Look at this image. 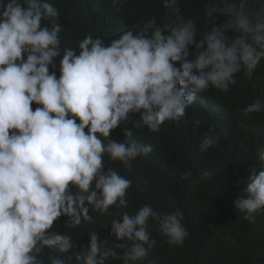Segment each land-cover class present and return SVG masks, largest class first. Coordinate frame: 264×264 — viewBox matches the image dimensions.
Returning a JSON list of instances; mask_svg holds the SVG:
<instances>
[{
  "label": "clouds",
  "instance_id": "9594fccd",
  "mask_svg": "<svg viewBox=\"0 0 264 264\" xmlns=\"http://www.w3.org/2000/svg\"><path fill=\"white\" fill-rule=\"evenodd\" d=\"M125 2L111 5L118 12ZM162 7L161 23L152 16L139 31L133 25L108 43L88 33L77 50L62 45L60 12L51 0H0V264H46L45 255L50 264H107L110 258L158 264L150 220L165 243L184 244L183 212L150 205L111 220V234L125 241L114 247L92 231L77 253L71 234L52 231L61 216L69 218L68 229H77L93 222L91 213L107 216L113 206L128 207L133 181L113 168L105 171L104 158L131 170L133 161L152 152L130 131L122 142L111 139L130 113L151 132L166 121L179 124L196 94L228 92L236 74L252 79L264 61V0H209L199 41L179 0H162ZM50 67H59V78ZM261 111L264 102L257 100L240 113ZM215 143L208 135L199 151ZM257 159L259 171L251 169L234 200L252 223L264 214V146ZM212 175L205 171L201 179Z\"/></svg>",
  "mask_w": 264,
  "mask_h": 264
},
{
  "label": "trees",
  "instance_id": "16d2710c",
  "mask_svg": "<svg viewBox=\"0 0 264 264\" xmlns=\"http://www.w3.org/2000/svg\"><path fill=\"white\" fill-rule=\"evenodd\" d=\"M51 2L60 12L62 45L77 50L79 41L88 33L108 43L132 30L133 25L139 31V26L152 16L161 23L165 14L162 0H126L118 12L112 8L111 0ZM179 3L185 17L195 21L199 41V34L206 30L204 9L209 0ZM54 62L58 65V60ZM51 71H56L59 78V67H50ZM235 79L236 84L228 92L210 88L196 94L180 123L166 121L158 132L149 131L138 113H130L129 120L111 132V139L122 142L126 139L125 131H130L139 142L151 144L152 152L133 161L131 170L119 161L104 158L105 171L113 168L133 181L125 197L128 207L113 206L107 216L91 213L93 222L77 229H68L69 218L61 216L54 221L52 231L71 234L75 242L73 251L77 253L87 248L92 231L114 247L125 241H117L111 234L113 218H120L124 212L133 215L144 205L163 213L179 209L189 231L182 246L165 243L157 232L158 225L149 221L148 231L157 240L152 255L158 264H264V214L257 215L252 223L245 221L234 206V200L243 194L251 169L259 171L261 167L257 151L264 146V111L243 117L240 110L257 100L264 102V61L253 72L252 79H247L243 72L236 74ZM185 91L189 94L191 88ZM36 107L33 103L32 110ZM208 135L216 143L201 153L199 144ZM205 171L213 175L201 179ZM188 172L192 175L187 176ZM44 259L50 264L47 255ZM107 264L122 262L110 258Z\"/></svg>",
  "mask_w": 264,
  "mask_h": 264
}]
</instances>
